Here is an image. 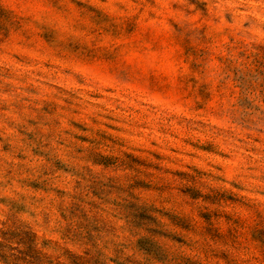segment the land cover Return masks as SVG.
<instances>
[{"label":"rangeland","instance_id":"obj_1","mask_svg":"<svg viewBox=\"0 0 264 264\" xmlns=\"http://www.w3.org/2000/svg\"><path fill=\"white\" fill-rule=\"evenodd\" d=\"M0 264H264V0H0Z\"/></svg>","mask_w":264,"mask_h":264}]
</instances>
